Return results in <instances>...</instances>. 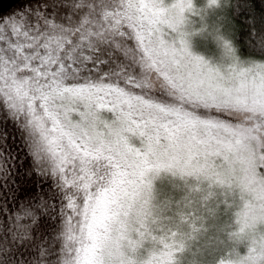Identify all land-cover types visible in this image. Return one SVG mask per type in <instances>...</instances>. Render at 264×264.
<instances>
[{
    "label": "snow or ice",
    "instance_id": "1",
    "mask_svg": "<svg viewBox=\"0 0 264 264\" xmlns=\"http://www.w3.org/2000/svg\"><path fill=\"white\" fill-rule=\"evenodd\" d=\"M6 9L0 264H264V0ZM193 32L218 62L191 50ZM164 175L185 182L170 215L154 202ZM209 200L213 236L188 259Z\"/></svg>",
    "mask_w": 264,
    "mask_h": 264
},
{
    "label": "rangeland",
    "instance_id": "2",
    "mask_svg": "<svg viewBox=\"0 0 264 264\" xmlns=\"http://www.w3.org/2000/svg\"><path fill=\"white\" fill-rule=\"evenodd\" d=\"M42 0H30L28 6H38ZM26 3L21 5L19 8H15L12 11L16 10L18 11L22 7H28ZM11 11V12H12ZM198 23H194L192 27H198ZM191 42V50L195 53H198L202 56H204L206 59H208L212 63H216L219 60L220 52L218 49V46L216 42L209 37L206 34L200 33V32H193V34L190 37ZM0 117H3V113L0 112ZM9 124L11 125V121H9ZM184 181L180 180L178 177H171L169 175H164L160 179L157 180L156 186H155V194L156 199L158 202H163L164 198L167 197L168 193L173 194V199L175 197L180 196L182 191H185L184 189ZM170 188H173V191H170ZM200 193L193 192L194 197H199ZM222 199V196H221ZM212 201L209 200L207 202H202L200 204V207L205 208L204 215L208 217L204 221V227L200 229L197 232H192L189 236V238L186 240L187 247L184 250V256L188 259L192 258V254L195 253L198 249V247H201L206 244V242L213 236V231L211 228L212 224V217L209 215V213L206 211V207H211ZM174 212V208L172 206V210H170V214ZM185 231H190V229L187 226H184Z\"/></svg>",
    "mask_w": 264,
    "mask_h": 264
},
{
    "label": "trees",
    "instance_id": "3",
    "mask_svg": "<svg viewBox=\"0 0 264 264\" xmlns=\"http://www.w3.org/2000/svg\"><path fill=\"white\" fill-rule=\"evenodd\" d=\"M30 0H21L18 3H16L14 6H12L9 10H7V13H10L13 9L15 8H19L21 5H23L24 3H26V5L28 6ZM33 1V0H32ZM32 7V6H31ZM34 7V6H33ZM236 23L240 26V41H243V35L244 33L247 31V25L245 23V21L241 18H237L236 19ZM43 181L41 180H37V185L39 186ZM170 191H173V188H170ZM173 208L175 209V205H173ZM49 224H51V221H49ZM48 237V233L47 232H41L39 234V240H37L35 242L36 247L34 246H28L27 248H22L20 249V252H22L24 254V257L26 259H28L29 257H34L36 254V250L37 247H41L43 246V243L46 241V238ZM20 252L17 253V256L20 255Z\"/></svg>",
    "mask_w": 264,
    "mask_h": 264
},
{
    "label": "clouds",
    "instance_id": "4",
    "mask_svg": "<svg viewBox=\"0 0 264 264\" xmlns=\"http://www.w3.org/2000/svg\"><path fill=\"white\" fill-rule=\"evenodd\" d=\"M183 195H184V191H182V193H181L180 196H177V197H175V199H173L172 198L173 197V194L170 192V193L167 194V197L164 198L163 202H165V201H172L173 202V205H175V201L180 200ZM154 202L157 203V204L162 203V202H158L157 201L156 194H155V200H154ZM166 214L170 215V213H166Z\"/></svg>",
    "mask_w": 264,
    "mask_h": 264
},
{
    "label": "water",
    "instance_id": "5",
    "mask_svg": "<svg viewBox=\"0 0 264 264\" xmlns=\"http://www.w3.org/2000/svg\"><path fill=\"white\" fill-rule=\"evenodd\" d=\"M20 0H4V4L7 6V10H9L13 5L18 3Z\"/></svg>",
    "mask_w": 264,
    "mask_h": 264
}]
</instances>
